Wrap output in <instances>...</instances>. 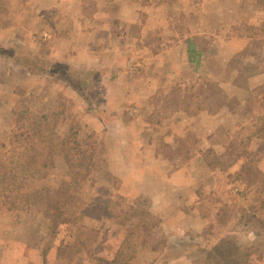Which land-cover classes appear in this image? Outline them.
Wrapping results in <instances>:
<instances>
[{
	"label": "rangeland",
	"instance_id": "374dc122",
	"mask_svg": "<svg viewBox=\"0 0 264 264\" xmlns=\"http://www.w3.org/2000/svg\"><path fill=\"white\" fill-rule=\"evenodd\" d=\"M27 109L95 143L82 186L23 174ZM0 224L45 264H264V0H0Z\"/></svg>",
	"mask_w": 264,
	"mask_h": 264
},
{
	"label": "trees",
	"instance_id": "16d2710c",
	"mask_svg": "<svg viewBox=\"0 0 264 264\" xmlns=\"http://www.w3.org/2000/svg\"><path fill=\"white\" fill-rule=\"evenodd\" d=\"M15 125L16 132H14V140L20 144L21 136L19 135V131H24L27 135V140H29L28 147H23V153H21V160L29 159L26 156V152L35 153L32 159L41 162L38 165L34 164L32 166L24 165L23 174L26 176L41 175L42 170H47L51 166L50 158L46 157V155H42L41 152H50L56 153L59 151L60 154H63V157L68 162V166L72 171V175L70 178L72 179L73 188H79L84 184L92 171L93 159L97 155L95 143L89 141L86 144L80 142V134L79 132H75L74 134L64 135V138L61 139L60 143H58L59 150L54 147L57 146V143H53L49 139V132L52 130V118L48 115H36L32 113L30 110L26 111H16L15 112ZM57 116V115H54ZM91 139V138H90ZM23 162V161H22ZM5 169V168H4ZM1 182L12 181V183L17 184L19 179L16 176L6 177V175H1ZM10 181V182H11ZM6 186H9V184ZM105 264H121L119 260L114 261H105ZM233 264H253L249 259H243L238 263Z\"/></svg>",
	"mask_w": 264,
	"mask_h": 264
},
{
	"label": "crops",
	"instance_id": "0c3cea01",
	"mask_svg": "<svg viewBox=\"0 0 264 264\" xmlns=\"http://www.w3.org/2000/svg\"><path fill=\"white\" fill-rule=\"evenodd\" d=\"M3 230V226L0 224V234ZM1 236V235H0ZM10 240V239H9ZM15 241H7L0 239V264H45L44 257L41 254H37L33 261H30L25 254H19L17 248L23 249L24 244L27 243H13ZM25 248V247H24Z\"/></svg>",
	"mask_w": 264,
	"mask_h": 264
}]
</instances>
